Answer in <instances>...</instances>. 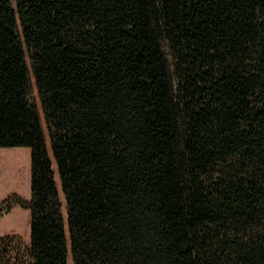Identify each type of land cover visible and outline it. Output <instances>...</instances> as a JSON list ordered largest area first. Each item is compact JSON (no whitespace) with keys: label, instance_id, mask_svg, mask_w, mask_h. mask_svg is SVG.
Returning a JSON list of instances; mask_svg holds the SVG:
<instances>
[{"label":"trees","instance_id":"trees-1","mask_svg":"<svg viewBox=\"0 0 264 264\" xmlns=\"http://www.w3.org/2000/svg\"><path fill=\"white\" fill-rule=\"evenodd\" d=\"M0 148V264H264V0H0Z\"/></svg>","mask_w":264,"mask_h":264},{"label":"rangeland","instance_id":"rangeland-1","mask_svg":"<svg viewBox=\"0 0 264 264\" xmlns=\"http://www.w3.org/2000/svg\"><path fill=\"white\" fill-rule=\"evenodd\" d=\"M28 65L32 77V100L41 118L47 150L54 163L55 176L63 203V213L66 217V201L61 188L58 168L52 153L48 125L45 120L39 91L33 77L32 64L29 59ZM15 159H20L22 164L17 183L11 182L8 179L14 170ZM17 198L25 201H29L31 198V150L29 148H0V239L8 235H17L25 243H29L30 211L21 207L19 204H13ZM69 263L73 264L71 257Z\"/></svg>","mask_w":264,"mask_h":264}]
</instances>
